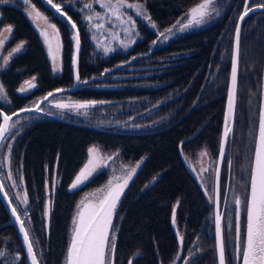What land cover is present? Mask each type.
<instances>
[{"label":"trees","instance_id":"1","mask_svg":"<svg viewBox=\"0 0 264 264\" xmlns=\"http://www.w3.org/2000/svg\"><path fill=\"white\" fill-rule=\"evenodd\" d=\"M128 1L144 4L151 26L154 23L156 27L150 29L146 24H140V42L127 55L113 54L107 59L91 57L79 12L63 9L77 24L80 34V80L97 77L132 57L146 55L161 32L172 28L191 7L201 2ZM31 3L57 26L62 45V71L57 75L51 73L40 31L24 14L21 5L18 2L0 4V30L9 25L13 28L3 52L7 53L24 42L23 51L12 57L7 67L0 68V85L7 100L6 104L0 102V109L7 114L29 107L33 101L53 90L70 88L73 84V45L69 26L39 0H31ZM252 3L260 2L252 0ZM242 9V0H222L218 2L221 17L213 24L184 33L163 46L157 42L148 58H139L128 66L138 68L134 72L137 74L154 72L149 77L111 80L128 67L119 68L101 82L93 81L66 94L78 102H98L95 114L102 123L97 128L65 117L58 120L33 114L23 116L27 123L9 148L8 170L28 198L26 228L34 240L39 264H64L70 225L78 201L84 193L102 187L107 181L108 174L102 170L81 188L70 191V185L83 168L92 146L106 153H116L123 163L143 161L123 194L114 218L117 244L114 264H128L129 260L134 264H172L179 252L180 263L192 251L193 245L200 249V253L190 264H216L213 207L186 160H194L200 151H206L212 159L217 157L234 31ZM175 56L179 58L172 60ZM263 58L264 13L259 12L244 20L240 33L237 102L230 137L236 165L242 163L243 156L250 152L251 134H256ZM158 64L167 66L162 70H146V65ZM32 77L36 79V88L26 95L18 94L22 82ZM135 84L138 87L133 86ZM143 102L145 104L139 111L134 109L124 119L120 114L117 117L120 119L108 121L114 111L128 106V103L132 104L133 110ZM151 114L152 117L146 119ZM167 115L170 120L166 124L162 118ZM127 119L131 124L142 120L145 125L154 122L158 125L140 131H123L118 124ZM238 147H243L241 155L237 153ZM4 172L3 168L0 169L1 179ZM2 183L5 187L3 180ZM46 205L47 217L44 216ZM173 207L176 208L175 230L183 237L181 251L172 227ZM8 221L0 201V226ZM244 222L243 219L242 233ZM0 252L4 253L0 264H27L12 226L0 229Z\"/></svg>","mask_w":264,"mask_h":264},{"label":"snow or ice","instance_id":"2","mask_svg":"<svg viewBox=\"0 0 264 264\" xmlns=\"http://www.w3.org/2000/svg\"><path fill=\"white\" fill-rule=\"evenodd\" d=\"M11 0H0V4H8ZM244 10L239 15L238 20L243 21L245 17L253 11L260 10L264 11V0L260 3L253 5L252 0H242ZM46 3L55 9L61 17H63L68 24L71 25L74 30L73 40L75 41L76 52L80 49V37L77 24L72 20V18L63 10L62 4L63 0H58V2H53V0H46ZM93 3L99 4V6L105 9L111 16L115 17L116 21H119L121 25L127 23L130 27H125L124 31L130 34L134 31L135 24L131 19H124V13L121 11L123 8H131L136 10V15H144L146 19L151 23L150 17L144 11V6L141 3H129L128 0H93V2H85L83 8L88 9L89 15L84 18L88 21L93 28L99 30L104 28L103 23L94 24V20L104 19L99 13L93 12ZM23 4L26 6L25 11L28 17L36 23L37 21H43L47 28H50L51 35L46 29H40L37 24V28L40 31L41 37H43L44 43L48 49V55L53 62V71H56L58 65L56 64L59 57L60 43L59 37L60 33L57 26L51 23L49 18L42 14L41 11L37 9L31 3V0H23ZM216 0H201L200 3L195 4L191 7L185 17L176 22L172 28L166 29L167 32H172L173 28L179 25V31H185L192 26H201L207 22V19L212 15L213 12L219 15L218 9L214 7ZM111 23V21H109ZM152 27L155 28L156 25L152 23ZM4 31L11 33L13 31L12 26H7ZM240 33L241 25L238 22L235 26V43L233 45V50L231 53V73L230 82L227 89V107L224 115V131L223 136L220 141L219 155L221 158L224 157V143L229 133L232 132L231 122L234 118L235 105L237 99V85H238V72L240 67ZM159 35L164 36L161 32ZM115 39L116 37L113 36ZM168 37L165 36V39ZM155 43V41L153 42ZM4 41L0 40V47H3ZM127 46V45H125ZM24 47V42H20L12 49L8 56L3 58L4 64L6 65L9 58L16 53H19ZM111 49L105 48V53L109 52ZM73 69L75 72V79L80 81L79 72L77 69V55L74 54L72 57ZM35 80V77L32 78ZM31 87H35V84L31 81H27ZM24 89L22 88L21 91ZM63 91L62 89H57L56 93ZM5 90L2 85H0V95H4ZM55 93L49 92L44 100L48 97L53 96ZM97 101H85V102H69L61 103L54 102L52 107L64 111V110H76L79 112L83 109H88L93 107ZM103 103V102H99ZM21 112H36L43 111L39 104L34 107H27L20 110ZM86 114V113H85ZM13 115H19V113H13ZM0 117L3 118V122L0 123V141L5 139V134L14 128L19 121L12 122V115H7L4 112H0ZM10 147V146H9ZM89 159L88 162L80 170L79 174L75 176L74 181L70 185V190L77 189L80 185L86 182L98 168L102 166V160L107 158H101L99 155V149L91 147L88 149ZM201 156L208 155L206 151L200 153ZM231 164V161H229ZM140 165L137 164L130 170L126 171V174L122 177H114L117 183L113 184V180H109L105 188L97 189L96 192L90 193L81 200L80 204L77 205V212L72 220V231L70 235L69 244L66 248V264H114V254L116 252V226L114 224V217L116 214V209L120 202L121 196L124 190L127 188L129 181H131L133 175L136 173L137 168ZM202 171H207V169H202ZM217 177V188H216V205L217 211L215 214V242L216 250L218 253L219 264H232L233 260L239 262V264H264V103L261 104L258 113V136L255 141V151H254V161L250 169V179L249 187L250 190L246 197L242 198L237 195L234 199L235 209H234V243L231 247L234 250V255L230 258L226 254V247L228 244L226 242V237L224 234V229L222 227V215L218 210L219 207V170L216 172ZM11 179V176H9ZM197 179H200L198 176ZM22 180V177H21ZM48 187V182L46 181V188ZM52 187H55L53 181ZM204 187V184H201ZM212 190L205 192V195H210ZM4 192V186L0 184V193ZM89 196L92 199H89ZM4 200H8L9 197L5 194ZM24 204L28 203L27 196L24 197ZM210 203L212 202L210 198ZM11 208V214L15 217L16 223L19 225V231L23 237V243L27 250V256L31 261V264H39L38 257L34 252L33 242L30 239L29 231L26 228V221L21 219V215L18 214V210L12 207V204L8 205ZM48 208L45 206L44 216H48ZM242 215L245 217L244 229L242 235ZM229 227L231 225V215L229 216ZM30 223V221H28ZM172 223L175 227L176 225V208L173 207L172 210ZM231 235V233H229ZM177 237L181 245L183 244V237L177 233ZM4 256L3 252H0V257ZM17 260L20 259L19 256L16 257ZM128 264H134L133 260H129Z\"/></svg>","mask_w":264,"mask_h":264},{"label":"rangeland","instance_id":"3","mask_svg":"<svg viewBox=\"0 0 264 264\" xmlns=\"http://www.w3.org/2000/svg\"><path fill=\"white\" fill-rule=\"evenodd\" d=\"M220 1H222V0H216V4L214 5V7L216 9H218V2H220ZM15 2H18L19 5H21V8H22L24 14L28 17V15H27V13L25 11L26 6L23 4V0H11L10 3H15ZM53 2H58V0H53ZM85 2H93V0H71V1H66V2L63 1L62 8L63 9L64 8H69V9H72V10H77L79 12V20H80V24H81V29L83 31V34H85V37H86V39H87V41H88V43H89V45L91 47V52L90 53H91V57L93 59H107L110 56H112L113 54L127 55L129 53V51L134 47V45L137 44L138 42H140V36H139V33H138V26L140 24H146L148 27H152L150 22H149V20L146 19L144 15H140V16L136 15V10L135 9L123 8V9H121V11L125 14L124 15V19L125 20L131 19L134 22V24H135L134 31H131L130 34H127L124 31L125 27H130L127 23H125L124 25H121L119 21L115 20V17L111 16L105 9L101 8L99 6V4L93 3V12L99 13L101 16L104 17V19H102V20H94L93 21L94 24H96V23H103L104 24V28L103 29L97 30V29L93 28L92 25H90L88 23V21L85 20V18H84L86 15L90 14L88 9L83 8V4ZM128 2L129 3H138V2H130V1H128ZM257 2H261V0H257ZM143 6H144V11L147 13L144 4H143ZM221 14H222V11L221 12L219 11V15H216V13L213 12L212 15L207 19L206 23L202 24L201 26H192V27H190L187 30L182 31V32L178 30L179 29V25H177L176 28H173L172 32H167L166 31V32H164V36L158 35L159 36V40L157 42L159 43L160 46L166 45L170 40H172V39H174V38H176V37H178V36H180V35H182L184 33H188L190 31H194V30H199L201 28H204V27H207V26L213 24L215 21H217L221 17ZM147 16H148V13H147ZM109 21H111V23H109ZM37 24L39 25L40 29H46L49 32V34L51 35V31L52 30L50 28H47V25L43 21H37L36 23H34V25H36V26H37ZM6 28L7 27H3L0 30V40L4 41L3 47H0V63H1L0 68L1 69H4L5 67H7V65H8V63H9V61H10V59L12 57H14L15 55H17V54H19V53H21L23 51V49H22L19 53L13 54L9 58L8 63L6 65L4 64L3 58L5 56H8L9 53H11L12 49L16 47L15 46V47L11 48L9 51H7V53L3 52V50L5 48V45L11 39V33H8L6 31H4V29H6ZM113 36H115L116 38L114 39ZM165 36L168 37V38L165 39ZM72 37H73V35H72V31H71V39H72V45H73V38ZM79 37H80V34H79ZM42 41H43V45H44L45 51H46L47 56H48V60L50 62L51 73H53L54 75L60 74L61 71H62V65H61V60H60L61 59V52H62L61 51L62 45H61L60 38H59V43H60L59 57H58V60L56 62V64L58 65V68H57L56 71H53V62H52L51 58L48 55V49H47V46L44 43L43 37H42ZM125 45H127V46H125ZM156 46H157V44H156ZM156 46H155V48H156ZM106 47L111 49L107 53H105V51H104V49ZM72 55H73V48H72ZM178 58L179 57L175 56V57H173L171 59L174 60V59H178ZM134 61H136V60H134ZM133 62H131V63H133ZM128 66L122 67V68H127ZM166 66H167L166 64H158V65H150V66L146 65V70H151V71H153V70L154 71L155 70H162ZM137 70H138V68H136V67H133V68L132 67L131 68L128 67L126 70L121 71L120 75H116L114 77H111V80H113V81H121V80H126V79H141V78L149 77L152 74H154V72L141 73V74L134 73ZM32 78H29L28 80L22 82V84L20 85L21 88L20 87H19L20 89L18 88L19 91L17 89V91L20 94L30 93L36 88V86H37L36 85V79L33 81ZM27 81H31L32 83H34L35 87H31L29 84H26ZM98 82H101V81H98ZM133 86L138 87L137 84H135ZM30 87H31V89L28 90V88H30ZM22 88L24 89L23 91H21ZM39 100L40 99H37V100L33 101L31 104H29V107L34 106ZM0 102H2L3 104L7 103L5 95H0ZM54 102L69 103V102H78V101L73 100V99H71L68 96L60 95V96L53 97L48 102H46L44 105H42V110L47 112V113H50V114H54V115H57V116H60V117H65L68 120L72 119L74 121L75 120L76 121H81L82 123L91 125L94 128H97L99 123H102V120L99 118V116L95 114L96 108H97V103L91 108L83 109V110H80L79 112H77L76 110H64V111L58 110V109L52 107V104ZM145 102H146V100H145ZM145 102H143V104L140 103L138 105V108H133V110L131 109V107H133L132 104L130 105V103H128V106L122 107V108L114 111L113 116H111L108 121L112 122V121H114L116 119H120V118H117L118 115H120V114H122L121 117H122V119H124L126 114L133 113L134 109H137L136 111H139V109L142 108L141 106L144 105ZM146 104H149V103L146 102ZM108 113L109 112L106 111V114H108ZM256 114L258 115V108H257V113ZM33 115H35V114H33ZM99 115H103V114H99ZM257 115H256V120H255V131H256V124H257ZM38 116L36 115L35 117H38ZM147 117L148 118H146V119H149L150 117H152V114L151 115H147ZM17 120L19 121V123L16 124V126L14 128L10 129V131L6 135V137L3 140L2 144H1V147H0V169L3 168L5 170L4 176H2L1 180H3V182L5 184V187H6L7 191H8L7 194L9 196V198H10V201H11L12 205L15 208H17V210H18V214L21 215V218L23 216H26V218H27L26 212H27L28 206H27V204H24L22 202L24 197H25V193H24L23 190H21L20 185L18 184V182L15 181V179L13 178L14 176H11V174H10V172L8 170V161H9V159H8V157H9L8 151H9V148H10L9 146L12 145V142L15 139V137L18 136V134L20 132L19 130L22 128V126L24 127L25 124L27 123L26 117H23V116L13 120L12 122H15ZM163 120L167 124L168 121L170 120V116L167 115L166 117L162 118V121ZM156 123L157 122L149 123V125L148 124L145 125V123H143V121L141 120V121H138V122L137 121H133L132 124H131L130 120L127 119V120H123L118 125H120V129H122L123 131L133 130V129L140 131V130H145V128L148 129L152 125H158V123L157 124ZM246 129H248V132H249V125H248V127ZM252 131H253V129H252ZM250 133H252L251 130H250ZM230 141H231L230 144L232 145V138H230L228 140V142H230ZM254 141H255V134L254 135L251 134V138H250V152H251V154H250V152L247 155L245 154L243 156L242 166H241V163L237 162V165L235 167V172L237 170H239L240 168H241V171H243V172L246 171L247 172L246 175H245L246 179H247V177H249L248 175H250L249 172H250L252 155H253V151L252 150L254 149ZM92 147H95V148L99 149V155H100L101 158H107V159H103L102 160V166L100 168H98L96 170V172H94V174L86 182H84L82 185H80L77 189H79L83 185H85L98 172H100L102 170L107 172L108 178H107L106 183L102 187H100L98 189L105 188V186L107 185V183H108V181L110 179L113 180V184H115V183H117V181L114 179V177H122V176H124L126 174L127 170H130L132 167H135L137 164H139L140 166L137 168L136 173L133 175V177L131 179V181H132L133 178L135 177V175L137 174V172L139 171V169L141 168L142 164H143V161H141V160L136 162V163H133V164L123 163V162H121L119 160V158L117 157L116 153L110 154V153H106V152L102 151L101 148H99L97 146H92ZM231 148H232V146H231ZM236 149H237L238 155H241V153L243 151V147H241V148L238 147ZM201 152L202 151H200L196 155V158L194 160L187 159L186 163H187L188 168L192 172V174L196 178L198 176L200 177V179H197V180L200 183V185L204 184V187L202 188L204 193L206 191H208V190H212L210 195H205V196L207 198L208 203L213 207L212 202L210 203L209 201H210V198L212 200L213 175H214V170H215L216 159H212L209 156V154L205 155V156H201L200 155ZM88 159H89V154L87 152V159H86L85 164L88 162ZM238 160H240V159H238ZM205 168L207 169V171H202V169H205ZM9 176H11V179H9ZM131 181H129V184L131 183ZM247 181L249 182V179ZM129 184H128V186H129ZM234 184L236 185V182H234ZM235 185L232 184V186H231L230 195H229V198L227 199V203H226V208H225L226 214H225L224 223H223L224 224V231H225V235H226L225 236L226 237V242L228 244V247H226V254L230 258L234 255V250L231 247V245L234 243V222H235V217H234L235 203H234V199L237 196V189H236ZM126 189L124 190V193H125ZM96 190L97 189L91 190V191H88V192L84 193L82 195V197L80 198V200L78 201L77 205L80 204L81 200H83L86 195H88L90 193H94V192H96ZM70 191H72V190H70ZM122 196H121V198H122ZM240 196L242 198H244V197L247 196V193L245 191H243ZM89 199H92V197L89 196ZM77 205L75 207V211H74L73 217H74V215L77 212ZM118 206H119V204H118ZM117 209H118V207H117ZM117 209H116V212H117ZM230 215H231V225H232V227H229V223H230L229 216ZM72 220H73V218H72ZM242 220H243V215H242V218H241V224H242ZM71 231H72V221H71L70 230H69L68 244H69V240H70ZM229 233H231V235H229ZM242 235H243V233H242ZM30 239L32 240V242L34 241L31 236H30ZM68 244H67V246H68ZM199 253H200V249L197 246L193 245L192 246V251L188 255H186L183 259H181L180 263H179L180 259H178L177 262L175 260L176 263L174 262L172 264H190V261L194 258V256L196 254H199ZM64 264H66V257H65ZM232 264H239V262L236 261V260H233Z\"/></svg>","mask_w":264,"mask_h":264},{"label":"water","instance_id":"4","mask_svg":"<svg viewBox=\"0 0 264 264\" xmlns=\"http://www.w3.org/2000/svg\"><path fill=\"white\" fill-rule=\"evenodd\" d=\"M43 5L44 7H46L54 16L58 17L61 21H63L65 24H67L70 28V30L72 31V35H74V30L72 29L71 25L68 24V22L63 18L61 17L58 13H56L55 9L51 8V6L49 4L46 3V0H39ZM244 10V8L242 9V11ZM259 12H262L264 13V11H260V10H256V11H253L249 14V16L255 14V13H259ZM242 13V12H241ZM249 16L245 17L248 18ZM244 19V20H245ZM243 21H239L237 20V23L239 22L241 27H242V24H243ZM150 29H153V27H150ZM159 40V36L158 38L155 40V43L152 44V47H151V50L149 53H147L146 55H143V56H139V57H132L131 59H129L127 62L123 63V64H120L116 67H114L113 69H109V70H105L103 71L100 76L98 77H94V78H90L88 80H80V81H77L75 79V72H74V69H73V64H72V81H73V84L70 88H64L62 89L63 91L59 92V93H56V90H53L51 92L55 93L53 96H50L48 97L47 100H44V97L48 95V93L43 96L36 104H39V107L42 109V105H44L46 102H48L50 99H52L53 97H56V96H60V95H66V94H71L75 91H77L79 88L83 87V86H87L89 84H91L93 81H102L104 79V77L110 73L113 72V70L115 69H119V68H122V67H126L128 66L131 62H133L134 60H137L139 58H148L149 55L152 53V51L154 50L156 44H157V41ZM235 43V31H234V37H233V45ZM233 45H232V50H233ZM80 51H81V43H80V49H79V52L77 53L76 52V48H75V41L73 40V55L76 54L77 55V69L76 71L79 72V56H80ZM72 55V57H73ZM230 73H231V63H230V71H229V78H228V85H229V82H230ZM228 85H227V89H228ZM264 103V58H263V66H262V73H261V82H260V99H259V108H258V113H259V110H260V107H261V104ZM35 104V105H36ZM34 105V106H35ZM32 106V107H34ZM226 107H227V92H226V98H225V106H224V112H223V119H222V125H221V133H220V141H221V138L223 136V131H224V115H225V111H226ZM236 107V105H235ZM27 108V107H26ZM23 109V108H22ZM21 109L19 110H16L12 113H5L3 110L0 109V112H4L5 114L7 115H12V121L19 118V117H22V116H25V115H30V114H35V115H39L41 117H45V118H50V119H58V120H63V118H60L54 114H50V113H47L45 111H36V112H21L20 111ZM13 113H19V115H13ZM234 116H235V112H234ZM11 121V122H12ZM3 122V118L0 117V123ZM10 122V123H11ZM231 126H232V131H233V126H234V118H233V121L231 122ZM8 133L5 134V137ZM232 135V132L229 133L228 137L226 138L225 140V143H224V148L226 147L227 143H228V140L230 139ZM258 136V116H257V126H256V134H255V141H256V138ZM255 141H254V149H253V155H252V161H251V166H252V163L254 161V151H255ZM3 141H0V147H1V144H2ZM219 146H220V142H219ZM222 160L223 158L220 157L219 155V152H218V159H217V165H216V172H217V169L219 170V177H220V169H221V165H222ZM251 169V167H250ZM216 172H215V182H214V204H213V229H214V243H215V257H216V264H219V260H218V253H217V250H216V242H215V214H216V211H217V205H216V199H217V195H216V188H217V177H216ZM249 179H250V176H249ZM0 184H2V181H1V177H0ZM3 185V184H2ZM250 190V187H249V184H248V191ZM219 191V189H218ZM7 195L8 194L6 193L5 189H4V192L3 193H0V201L2 203V206L6 212V214L8 215V218H9V221L0 226V229L1 228H4V227H7V226H12L16 232V235L18 237V240H19V243L21 245V248H22V251H23V254H24V257H25V260H26V263L27 264H31V261L29 260L28 256H27V250H26V247L24 246V243H23V237H22V234L20 233L19 231V225L16 223L15 221V217L12 216L11 214V208L8 206L9 203H11L10 201V198L8 200H4V195ZM9 197V196H8ZM12 204V203H11ZM12 207H14L12 205ZM218 210L219 212L221 213L222 215V227H223V212H224V204L223 206L220 208V205L218 207ZM21 219L23 220H26V216H23ZM172 227L175 231V234H176V237H177V232L175 230V227L173 226V223H172ZM177 240H178V237H177ZM178 244L180 246V251H181V243L179 242L178 240ZM180 252L178 254V257L176 259V262L177 260L179 259L180 257ZM175 262V263H176Z\"/></svg>","mask_w":264,"mask_h":264},{"label":"flooded vegetation","instance_id":"5","mask_svg":"<svg viewBox=\"0 0 264 264\" xmlns=\"http://www.w3.org/2000/svg\"><path fill=\"white\" fill-rule=\"evenodd\" d=\"M230 143L231 141L228 142L225 147V152H224V157L222 160V165L220 169V177H219V205H220V208L224 204L223 223H224V218L226 214L225 212L226 203L230 195L232 184L235 185L234 182H236L235 186L237 189V195H241L243 191H245L248 194V183H247L248 181L247 180L249 179V177H247L246 179L245 175L247 172L241 171V168L235 172L236 158L233 155V150H232L233 147L231 148L232 145ZM218 152H219V148H218ZM218 152H217L215 170H214V175H213L212 204H214V182H215V172H216V165H217V159H218ZM229 161H231V164H229ZM242 163H241V166H242ZM243 219L245 220L244 216H243Z\"/></svg>","mask_w":264,"mask_h":264},{"label":"crops","instance_id":"6","mask_svg":"<svg viewBox=\"0 0 264 264\" xmlns=\"http://www.w3.org/2000/svg\"><path fill=\"white\" fill-rule=\"evenodd\" d=\"M20 88H21V87H20ZM20 88H19V89H20ZM19 89H18V91H19ZM29 89H31V87L28 88V90H29ZM18 91H17V93L20 94ZM27 94H28V93H27ZM20 95H26V94H20Z\"/></svg>","mask_w":264,"mask_h":264}]
</instances>
